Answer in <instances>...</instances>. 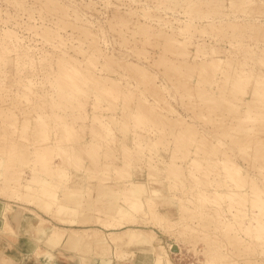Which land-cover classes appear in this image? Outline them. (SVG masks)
<instances>
[{
	"label": "bare ground",
	"instance_id": "1",
	"mask_svg": "<svg viewBox=\"0 0 264 264\" xmlns=\"http://www.w3.org/2000/svg\"><path fill=\"white\" fill-rule=\"evenodd\" d=\"M26 1L5 0L22 23L0 8V229L19 234L28 217L44 260L69 245L81 264L138 254L150 257L141 264H181L177 240L199 238L200 263L246 264L254 248L264 264V0H102L112 40L95 21L100 6L91 14L95 0ZM87 122L88 142L78 135ZM142 142L146 163L120 148ZM21 159L30 179L24 169L3 178ZM107 171L122 182L112 212L97 196L81 210L76 186L62 194L61 181H103ZM147 216L169 231L167 249L151 227L133 225Z\"/></svg>",
	"mask_w": 264,
	"mask_h": 264
},
{
	"label": "rangeland",
	"instance_id": "2",
	"mask_svg": "<svg viewBox=\"0 0 264 264\" xmlns=\"http://www.w3.org/2000/svg\"><path fill=\"white\" fill-rule=\"evenodd\" d=\"M2 1V2H1ZM61 1H63V2H65V3H67V1L68 0H61ZM70 1V4H73V3H77V2H79V0H74V2L73 1H71V0H69ZM112 3H115V2H117V1H119V2H121L122 0H110ZM115 1V2H114ZM4 2V3H3ZM73 2V3H72ZM95 4H94V6H93V8H92V10H91V14L94 12V10L95 9H98V10H100V13L101 14H99L100 16H98L97 18H95L96 20V22H99V23H101L102 24V26H104V28L103 29H105V34L107 35V37H108V39L109 40H112L113 39V34H112V30L109 28V24L108 23H106L105 22V19H104V15L105 14H107V13H109V11L111 10V7L109 6V7H107V8H103V2H102V0H95ZM123 3H126V4H130L129 3V1H127V0H124V1H122ZM3 3V4H2ZM33 3V0H27L25 3H24V6H29V5H31ZM100 3V4H99ZM0 4H1V6H0V8H3V9H6V10H8L9 12H11V13H15V19H16V21H19V23L21 22L22 23V16H21V10L19 9V10H16L9 2L8 3H6L5 2V0H0ZM69 4V5H70ZM11 6V7H10ZM100 6V7H99ZM124 6H126L125 4H123V5H121V7H124ZM97 7H99V8H97ZM103 8V9H102ZM97 10V11H98ZM103 10V11H102ZM105 10V11H104ZM81 11V10H80ZM103 15V16H102ZM100 17V18H99ZM102 17H103V19H104V22H103V19H102ZM101 20V21H100ZM8 24H9V22H8ZM104 24H106V25H104ZM9 26H11V27H13V29H15L17 32H19L18 34H20L22 37H24L23 38V41L25 42V43H28V44H35V42L33 41V39H31L32 37L30 36V33L28 32V31H25V30H23V29H21V28H19V27H17L18 25L16 24V22L14 23V21H12V22H10V24H9ZM2 27V24H0V28ZM16 27V28H15ZM19 30V31H18ZM23 30V31H22ZM28 33V34H27ZM26 34V35H25ZM29 35V36H28ZM29 38V39H28ZM44 49H49V48H47L46 46L44 47ZM149 51H152V49H150L149 48ZM11 54H13V53H10V54H8V57L9 56H12ZM35 61H37V58H36V60ZM40 65H41V62H37L36 63V67H38V68H40ZM44 66V65H43ZM46 66V65H45ZM112 67H107V69L108 70H111V71H109L110 73H109V75L110 76H112V77H119L118 76V74L117 73H119V72H121L120 70H112L111 69ZM12 71H13V69H12V67H11V69L9 70V74L10 73H12ZM106 72V71H105ZM108 72V71H107ZM160 77H163V75H159ZM175 77L176 76H174V79H175ZM41 78V77H40ZM163 79H165V78H163ZM37 80H39V78L37 79ZM44 86H45V83H44ZM46 87V86H45ZM34 89L36 90V88L34 87ZM13 90V85H12V83L11 82H8V86H7V91H5V94L6 93H10L11 91ZM10 91V92H9ZM46 98V97H45ZM173 101H175L174 99H172L171 100V103L172 104H174V102ZM185 102L186 103H188V104H190V102L189 101H187V100H185ZM194 106H198V105H194ZM193 106V107H194ZM181 106V104H179L178 105V110H180V112L182 113V114H187V112H186V110H184V108ZM194 109H195V107H194ZM189 115H191L190 113H188ZM31 116V115H30ZM85 124V123H84ZM84 124L83 125H81V127L79 128V132H78V135H80V136H82L83 137V141H84V139H85V141H87L88 139H90L91 137H92V133H90L91 132V130H94L95 131V129H94V127H93V125L91 126V124H90V122H87L86 124H85V126H84ZM88 126V127H87ZM26 131H28V132H30L29 131V129H27ZM82 131V132H81ZM89 131V133H87ZM93 131V132H94ZM6 134V133H5ZM30 135H32V132H30ZM90 135V136H89ZM94 135H95V133H94ZM93 135V136H94ZM119 135H121V137L123 138V137H125V136H127L128 138H133L134 137V135H130V133L129 132H125V133H123V134H119ZM4 137L5 135H4V133H2V132H0V137ZM14 136V135H13ZM38 138L39 137H41V135H36ZM15 137V136H14ZM17 137H19V138H17ZM16 138L18 139V141H22L24 138L22 137V138H20V136H17ZM88 137H90V138H88ZM41 138H43V136L41 137ZM3 139H5V138H3ZM40 139V138H39ZM0 140H2V139H0ZM26 140V139H25ZM25 140H23V141H25ZM4 142V141H3ZM3 142H1V143H3ZM88 142V141H87ZM0 143V144H1ZM143 144H139V145H137V144H133V145H129V146H131V147H129V146H126V145H123V146H121L120 148L121 149H123V151H125L124 150V148L127 150V152L129 153V155H131V157H132V159L134 158V159H139V161L138 162H143V163H146L147 161V159H149V157H150V151H148V146L144 143V142H142ZM29 144V146L31 147V148H29V154L31 153V152H33L34 150L33 149H35L33 146L34 145H31L30 144V142L28 143ZM125 146V147H124ZM56 147V146H55ZM119 147V146H118ZM50 148H53V147H51L50 146ZM1 149V148H0ZM31 149L33 150V151H31ZM48 150V149H47ZM1 151V150H0ZM54 153H56L55 151H53ZM49 153V155H46V157H49L50 155V157L49 158H46V159H53L54 158V160H52V162H54V163H52L51 162V164L53 165V164H55V162H58V160L60 159L59 158V156L57 155V154H54V153ZM106 152H107V150H106ZM53 154V155H52ZM56 155V156H55ZM53 157V158H52ZM145 157H147V158H145ZM143 158V159H142ZM26 162H24V160L23 159H21V161H18V162H15V163H12V164H10L9 166H6V168L8 169L7 171H6V173L4 174V177L3 178H5L6 176H9V174H13L12 173V171H15V170H21V169H24V171L25 172H23V175H24V177H22V180L23 181H25V180H27V179H30L29 177V175H30V172L26 169ZM25 167V168H24ZM27 170V171H26ZM31 175H32V173H31ZM26 176V177H25ZM28 176V177H27ZM10 177V176H9ZM24 178V179H23ZM27 178V179H26ZM116 179H118L117 178V176L116 175H113V176H111L110 174H109V172L107 171L106 172V177H105V180H103V181H98V180H95V178L94 179H85V181L84 180H82V182L79 184L74 178H72V181H68V180H65V181H61V184H62V194H64L65 192H67L66 190H67V188L69 189L70 187H69V185L71 186V187H73V186H76L77 188H78V190H77V194H80V201H79V207L81 208V210H83L84 212H86L85 211V208H84V204H86L87 202L86 201H89V199H96V196L98 197V201L103 205V207H104V205H105V207L103 208L104 210H107V211H109V212H112V209H114L113 207L114 206H112V204H113V201H114V198H115V196L121 191V189H122V182H118ZM1 181V180H0ZM1 182H3V181H1ZM1 182H0V188H2V184H3V187H5L4 186V184L5 183H2L1 184ZM103 182V183H102ZM95 183V184H94ZM79 184V185H78ZM86 184L88 185V191L89 192H86ZM103 187H104V190L102 191V189H103ZM163 188H165V187H163ZM85 189V190H84ZM114 189V190H113ZM179 187H175L174 188V190H172V194L173 193H177V192H179ZM1 192V191H0ZM85 192V193H84ZM1 194V193H0ZM82 196H84V197H82ZM5 197V196H4ZM4 197H2V195H0V208H1V205H3L4 203H2V202H4V201H7V200H5V198ZM7 198V197H6ZM12 201H15V202H18V203H20L19 201H16V200H12ZM26 205V204H25ZM115 205V204H114ZM27 206H29V207H34V205H27ZM36 208H38V207H36ZM35 208V211H39L40 210V208H39V210L38 209H36ZM45 218H48L52 223H60L59 222V220L57 219V216H55V213L54 212H52V213H46V212H44L43 210H40L39 211ZM46 216H45V215ZM143 215V213H140V217ZM178 216V215H177ZM191 218V217H190ZM54 219V220H53ZM152 221L151 220H149V216H147V217H144V218H138L137 220H135L134 222H133V225H137V226H140V227H151V229L152 230H154V231H152V232H150L156 239H160V243L161 244H163L162 246L164 247V248H166L167 249V246H168V244H169V242L170 241H172L171 240V237H170V233H169V231L168 230H166L165 229V227L164 226H162V224H154V223H151ZM188 222H189V220H188ZM1 226H2V223H0V228H1ZM32 232V231H31ZM0 234H5V235H8L9 236V238H13V239H15L16 238V235H17V233H13V232H11V231H9V232H7V231H4L3 229H0ZM166 234H168V235H166ZM162 235H165V237H163V238H161V236ZM1 238V237H0ZM40 238V237H39ZM30 239V238H29ZM35 239V238H34ZM16 240V239H15ZM31 240V239H30ZM178 242H177V244H179V246H180V249H181V252H180V255H181V257H173V259L175 260V262H177V263H183V262H192V263H194V264H203V263H200V261L201 260H203V257L201 256V253H200V251H199V249H202L203 248V241L202 240H199V238H196L193 242H191V244H188V241H185V240H181V239H179V240H177ZM194 244V245H193ZM202 244V245H201ZM67 246V248H69L70 249V247L72 248V249H75L74 248V246H69V245H66ZM194 246V247H193ZM199 246V247H198ZM196 247H198L199 249L198 250H194V248H196ZM201 247V248H200ZM60 248H62V246L60 247ZM65 248V247H64ZM63 249V248H62ZM31 250V249H30ZM51 250V249H50ZM74 253L73 254H75V252L77 253V251H74V250H72ZM32 252V253H31ZM34 252V253H33ZM90 252V251H89ZM255 252H256V250L254 249V248H251L250 249V252L247 254V256H246V264H256V262L257 261H259L260 260V258H258V256L255 254ZM38 254L37 252H36V249H35V251H33V250H31L30 251V254L32 255H34V256H36V257H38L36 254ZM53 252H50V255H49V257L47 258L46 257V261L47 262H49L50 260H51V256H52V258L54 257V253L52 254ZM76 255V254H75ZM251 255V256H250ZM249 256V257H248ZM255 256H256V258H255ZM1 257H8V256H6L5 254H0V258ZM2 259V258H1ZM7 259V260H6ZM5 259V261H0V264H15L14 263V261L11 259V260H9L8 258H6ZM257 259V260H256ZM92 260H94L93 258H91V260H90V262L89 263H91V262H94V261H92ZM78 264H81V262L79 261L78 262ZM88 264V263H87Z\"/></svg>",
	"mask_w": 264,
	"mask_h": 264
},
{
	"label": "crops",
	"instance_id": "3",
	"mask_svg": "<svg viewBox=\"0 0 264 264\" xmlns=\"http://www.w3.org/2000/svg\"><path fill=\"white\" fill-rule=\"evenodd\" d=\"M27 225L28 217H23L21 221L22 229L20 230V233L16 235V240L13 238H9L8 235L0 234V254H5L6 256L10 257L15 264H78L79 258H77L76 255L70 256L74 252L68 248H58L59 251H62L64 253L65 257H55V259L49 262L44 260V258L42 257H36L33 254L31 255L30 249L34 245V243L29 239L31 232ZM58 249L54 250L55 254H57ZM149 259L150 257L147 254H138L136 256V259L129 263L141 264V261L149 262ZM123 262L125 263V261ZM112 264H116V260Z\"/></svg>",
	"mask_w": 264,
	"mask_h": 264
}]
</instances>
